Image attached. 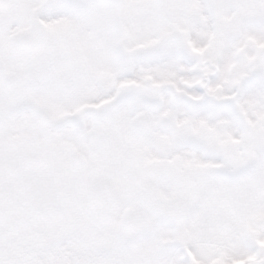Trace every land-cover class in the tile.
I'll list each match as a JSON object with an SVG mask.
<instances>
[{
  "label": "snow or ice",
  "instance_id": "1",
  "mask_svg": "<svg viewBox=\"0 0 264 264\" xmlns=\"http://www.w3.org/2000/svg\"><path fill=\"white\" fill-rule=\"evenodd\" d=\"M0 264H264V0H0Z\"/></svg>",
  "mask_w": 264,
  "mask_h": 264
}]
</instances>
